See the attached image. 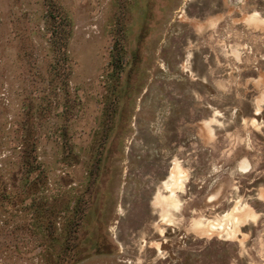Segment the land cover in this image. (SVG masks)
I'll return each mask as SVG.
<instances>
[{
  "label": "rangeland",
  "instance_id": "1",
  "mask_svg": "<svg viewBox=\"0 0 264 264\" xmlns=\"http://www.w3.org/2000/svg\"><path fill=\"white\" fill-rule=\"evenodd\" d=\"M0 264H264V0H0Z\"/></svg>",
  "mask_w": 264,
  "mask_h": 264
},
{
  "label": "bare ground",
  "instance_id": "2",
  "mask_svg": "<svg viewBox=\"0 0 264 264\" xmlns=\"http://www.w3.org/2000/svg\"><path fill=\"white\" fill-rule=\"evenodd\" d=\"M176 167H177V166H176ZM181 180H182V179H181ZM179 181H180V180H179ZM170 192H174V191H173V190H170ZM174 194H175V193H174ZM168 202H169V201H168ZM168 202L165 203V206H170V205H171V202H172V201L169 202V203H168ZM163 208H164V207H163ZM166 212H167V211H166ZM166 212L163 214V218L166 217ZM244 214H245V213H244ZM226 215H227V214H226ZM242 216H243V215H242ZM242 218H243V217H242ZM238 221H239V218H238L237 216H233V222H236V223H237ZM238 223H239V222H238ZM213 226H214V225H213ZM213 226H212V227H213ZM234 226H235V225H234ZM235 227H237V226H235ZM222 228H223V227H222ZM157 245H158V244H157Z\"/></svg>",
  "mask_w": 264,
  "mask_h": 264
}]
</instances>
